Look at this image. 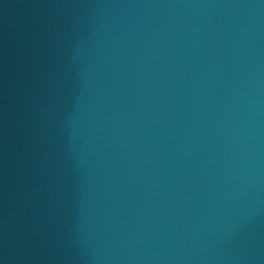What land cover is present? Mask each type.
<instances>
[{"label": "water", "instance_id": "95a60500", "mask_svg": "<svg viewBox=\"0 0 264 264\" xmlns=\"http://www.w3.org/2000/svg\"><path fill=\"white\" fill-rule=\"evenodd\" d=\"M0 264H264V0H0Z\"/></svg>", "mask_w": 264, "mask_h": 264}]
</instances>
